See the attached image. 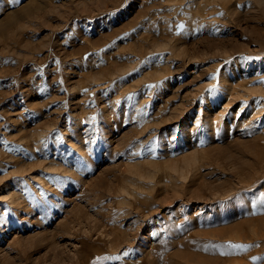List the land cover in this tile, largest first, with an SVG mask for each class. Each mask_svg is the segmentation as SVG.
<instances>
[{
    "label": "rangeland",
    "instance_id": "374dc122",
    "mask_svg": "<svg viewBox=\"0 0 264 264\" xmlns=\"http://www.w3.org/2000/svg\"><path fill=\"white\" fill-rule=\"evenodd\" d=\"M262 194L264 0H0V264H264Z\"/></svg>",
    "mask_w": 264,
    "mask_h": 264
},
{
    "label": "bare ground",
    "instance_id": "6f19581e",
    "mask_svg": "<svg viewBox=\"0 0 264 264\" xmlns=\"http://www.w3.org/2000/svg\"><path fill=\"white\" fill-rule=\"evenodd\" d=\"M261 157V156H260ZM257 159V158H256ZM260 161V160H259ZM258 161V162H259ZM263 161V160H262ZM262 164V163H261ZM261 168H262V166H261ZM210 188L211 186H207V188ZM208 188V189H209ZM212 189V188H211ZM218 190V189H217ZM200 191V190H199ZM198 191V192H199ZM212 191V190H211ZM197 192V191H196ZM195 192V193H196ZM213 192V191H212ZM211 192V193H212ZM201 193V192H200ZM191 194H192V192H191ZM194 194V193H193ZM198 194V193H197ZM210 195V194H209ZM201 196V195H200ZM222 196V195H221ZM221 196H219L218 198H220ZM234 196H235V194H234ZM217 198V199H218ZM238 216V215H237ZM234 217V216H233ZM243 217V216H242ZM255 220V219H254ZM254 220H250V223L251 222H253ZM251 224H253V223H251ZM258 225L259 224H257L256 222H254V225H252L253 227H254V232L252 233V236H254V237H258ZM238 227L239 226H237V227H234V228H230V229H222V230H219V231H215L214 233H216V234H219L220 235V237L221 236H225V237H227V238H229V239H233V240H243V239H246L247 238V234L245 233H243V232H241L239 229H238ZM138 234V233H137ZM253 238V237H252ZM245 241V240H244ZM240 242H242V241H240ZM254 254H255V252H254ZM246 257V256H245ZM250 259V258H249ZM245 260V259H244ZM240 262L241 263V260H238V259H234V260H231V261H229V262ZM147 263V262H146ZM224 263H226V262H224ZM148 264V263H147ZM201 264H207V261L206 262H202ZM212 264H221V263H218V262H215V263H212ZM249 264V263H248Z\"/></svg>",
    "mask_w": 264,
    "mask_h": 264
},
{
    "label": "snow or ice",
    "instance_id": "6c2138e0",
    "mask_svg": "<svg viewBox=\"0 0 264 264\" xmlns=\"http://www.w3.org/2000/svg\"><path fill=\"white\" fill-rule=\"evenodd\" d=\"M261 200L264 201V194L261 195ZM229 246H230V247H233V248H237V247H239V248H243V247H245V246H243V245H229Z\"/></svg>",
    "mask_w": 264,
    "mask_h": 264
}]
</instances>
